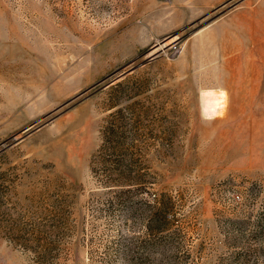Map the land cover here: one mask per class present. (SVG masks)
<instances>
[{
	"label": "rangeland",
	"instance_id": "1",
	"mask_svg": "<svg viewBox=\"0 0 264 264\" xmlns=\"http://www.w3.org/2000/svg\"><path fill=\"white\" fill-rule=\"evenodd\" d=\"M0 264H264V0H0Z\"/></svg>",
	"mask_w": 264,
	"mask_h": 264
},
{
	"label": "bare ground",
	"instance_id": "2",
	"mask_svg": "<svg viewBox=\"0 0 264 264\" xmlns=\"http://www.w3.org/2000/svg\"><path fill=\"white\" fill-rule=\"evenodd\" d=\"M222 96L210 95L206 101V107L210 111H215L217 108L222 106Z\"/></svg>",
	"mask_w": 264,
	"mask_h": 264
},
{
	"label": "built area",
	"instance_id": "3",
	"mask_svg": "<svg viewBox=\"0 0 264 264\" xmlns=\"http://www.w3.org/2000/svg\"><path fill=\"white\" fill-rule=\"evenodd\" d=\"M237 197H239V196H237Z\"/></svg>",
	"mask_w": 264,
	"mask_h": 264
}]
</instances>
